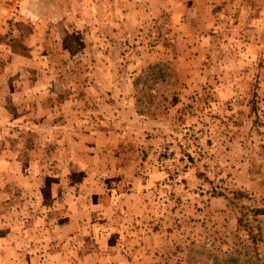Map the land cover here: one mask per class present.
I'll use <instances>...</instances> for the list:
<instances>
[{"label": "rangeland", "instance_id": "1", "mask_svg": "<svg viewBox=\"0 0 264 264\" xmlns=\"http://www.w3.org/2000/svg\"><path fill=\"white\" fill-rule=\"evenodd\" d=\"M231 259L264 262V0H0V264Z\"/></svg>", "mask_w": 264, "mask_h": 264}, {"label": "trees", "instance_id": "2", "mask_svg": "<svg viewBox=\"0 0 264 264\" xmlns=\"http://www.w3.org/2000/svg\"><path fill=\"white\" fill-rule=\"evenodd\" d=\"M224 264H240V262H238V259H231L230 261L226 260ZM255 264H264V262L262 261V262L255 263Z\"/></svg>", "mask_w": 264, "mask_h": 264}, {"label": "crops", "instance_id": "3", "mask_svg": "<svg viewBox=\"0 0 264 264\" xmlns=\"http://www.w3.org/2000/svg\"><path fill=\"white\" fill-rule=\"evenodd\" d=\"M135 113H136V114H139V113L137 112V110H135ZM140 116H141V115H140Z\"/></svg>", "mask_w": 264, "mask_h": 264}]
</instances>
